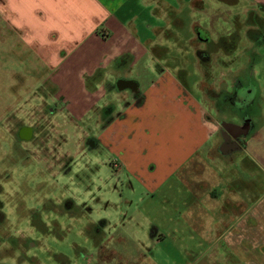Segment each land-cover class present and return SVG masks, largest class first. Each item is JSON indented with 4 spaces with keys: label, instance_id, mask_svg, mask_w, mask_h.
<instances>
[{
    "label": "rangeland",
    "instance_id": "374dc122",
    "mask_svg": "<svg viewBox=\"0 0 264 264\" xmlns=\"http://www.w3.org/2000/svg\"><path fill=\"white\" fill-rule=\"evenodd\" d=\"M154 2V10L162 15L158 35L165 32L154 42L162 66L186 85L192 99L202 103L208 114L217 115L216 120L221 116L213 109L218 108L220 95L230 91L236 74L246 79L249 71L255 82L250 86V99L256 98L262 114L255 124L263 125L264 47H253L241 35L231 55L217 52L211 54L209 65H201L195 52L204 46L194 40L192 32L193 25L203 27L215 42L231 30L235 16L242 17L244 10L254 5L246 0ZM170 14L178 25L170 21ZM3 36L0 79L5 83L6 69L29 71L20 64L27 58L23 55L21 59L19 45L10 42L11 34ZM147 65L148 61L141 59L126 70L110 63L108 71L141 82L144 88L152 76ZM89 80L87 86L93 84V76ZM103 83L107 87L108 83ZM31 88L21 93L20 104L41 102ZM68 93L71 98L82 96L79 88ZM105 93L101 103H110L117 113L122 97L114 99L123 96V91ZM99 106L66 105L64 171L60 176H32L31 194L40 219L33 226H2V231L9 229L19 236V264H264V169L255 168L250 175L252 170L241 160L246 157L244 152L230 161L209 154V144L192 162L179 167L181 158L187 161L183 152L187 142L182 140L186 141L188 134L183 124L162 121L159 112L155 117L119 115L118 124L129 130L121 129L116 136L120 144L110 146L107 136L100 135L103 130L98 123L109 107L101 111ZM89 137L99 140L91 144ZM22 166L37 168L31 162H19L17 167ZM163 168H169L170 175ZM232 181L235 183L229 189L226 186ZM65 199L72 201L71 209L64 219L53 221L56 202ZM225 199L229 203H224Z\"/></svg>",
    "mask_w": 264,
    "mask_h": 264
},
{
    "label": "crops",
    "instance_id": "0c3cea01",
    "mask_svg": "<svg viewBox=\"0 0 264 264\" xmlns=\"http://www.w3.org/2000/svg\"><path fill=\"white\" fill-rule=\"evenodd\" d=\"M154 4L153 0H0V45L6 43L4 33H10V42L19 45V49L29 50L30 57L48 65L53 81H59L67 107L82 104L96 109L101 105V111L109 107L98 123L103 130L100 135L107 136L110 146L120 144L116 136L121 129L129 130L118 124L120 117L151 114L155 117L159 112L162 121L183 124L188 134V139L182 140L187 142L183 150L187 161L181 158L179 167L198 157L206 144L209 154L231 161L236 154L226 158L216 151L220 128L218 119H214L217 116L208 114L202 103L192 99L186 85L176 81L162 66L163 59L156 53L158 44L154 43L163 36L162 32L158 35L162 15L154 10ZM172 18L178 25L176 18ZM141 59L148 61L147 70L152 75L144 88L141 82L108 71L110 63L129 70L141 63ZM92 76L93 84L87 86ZM103 82L108 83L107 87ZM76 88L82 92L79 99L69 97L68 91L72 93ZM115 89L124 94L114 99L122 97L117 113L110 103H101L107 96L105 92L112 94ZM257 112L255 119L262 116L260 110ZM256 128L257 133L249 139L244 152L248 158L241 159L252 170L250 175L255 168L264 169V124ZM169 168L163 171L168 172ZM233 183L226 187L232 189ZM224 203L229 200L225 199Z\"/></svg>",
    "mask_w": 264,
    "mask_h": 264
},
{
    "label": "flooded vegetation",
    "instance_id": "af4514ba",
    "mask_svg": "<svg viewBox=\"0 0 264 264\" xmlns=\"http://www.w3.org/2000/svg\"><path fill=\"white\" fill-rule=\"evenodd\" d=\"M246 1L254 5V8L245 9L242 17L235 16L231 30L220 35L215 42L210 40L205 28L193 25L194 40L204 46L202 50L197 49L195 52L199 64L209 65L211 54L217 52L225 56L231 55L240 42L241 35L253 47H264V0ZM172 19L170 21L173 22ZM162 33L165 34L164 30ZM19 50L22 52L21 59L23 55L27 58L20 64L29 72L6 69L8 79L5 83L0 79V264H19V236L9 229L2 231V226H33L40 219L31 194L34 187L31 185L32 176L62 175L66 155V100L59 81H53L50 67L41 60L30 57L29 50ZM0 71L3 72L4 69L0 68ZM245 75L248 76L246 79L239 73L231 79L230 91L224 90L220 95L218 108L215 106L213 109L221 116V119L218 118L220 128L216 151L226 158L245 152L247 142L257 133L253 122L258 116L257 101L256 98L250 99V86L255 82L249 71ZM29 86H32L31 91L41 98V102L20 104V98L23 97L21 93L28 92ZM87 142L94 144L96 140L89 137ZM19 162H31L37 168H18ZM72 204L71 200H58L55 207L57 215L53 221L64 219ZM44 205L45 201L41 206ZM30 246L32 249L35 245L30 243Z\"/></svg>",
    "mask_w": 264,
    "mask_h": 264
},
{
    "label": "water",
    "instance_id": "95a60500",
    "mask_svg": "<svg viewBox=\"0 0 264 264\" xmlns=\"http://www.w3.org/2000/svg\"><path fill=\"white\" fill-rule=\"evenodd\" d=\"M128 83H130V82H128ZM118 85V84H117ZM118 89H119V87H117Z\"/></svg>",
    "mask_w": 264,
    "mask_h": 264
}]
</instances>
